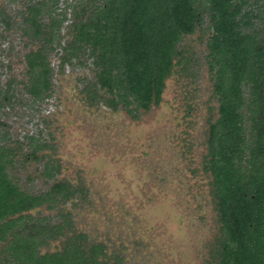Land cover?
Wrapping results in <instances>:
<instances>
[{
	"label": "trees",
	"instance_id": "16d2710c",
	"mask_svg": "<svg viewBox=\"0 0 264 264\" xmlns=\"http://www.w3.org/2000/svg\"><path fill=\"white\" fill-rule=\"evenodd\" d=\"M27 2L21 29L39 42L24 55L29 99L51 96L49 53L61 48V67L86 52L92 59L95 81L81 90L90 106L103 103L117 111L119 105H134L130 113L159 104L176 64L186 71L180 43L208 18V63L219 103L209 155L221 220L210 264H264V0H88L85 6L81 1L68 6L72 41L64 44L68 18L58 12L59 0ZM0 24L13 26L3 10ZM11 86L0 84V113L11 106ZM7 142V133L0 136V264H104L106 246L70 231L71 213L59 210L85 190L57 180L60 165L42 154L49 145L39 138L25 136L18 148ZM24 145L23 162L42 163L40 177L49 187L40 193L23 190L12 173ZM43 206L58 209L56 216L35 217ZM58 239L59 249L42 252Z\"/></svg>",
	"mask_w": 264,
	"mask_h": 264
},
{
	"label": "rangeland",
	"instance_id": "374dc122",
	"mask_svg": "<svg viewBox=\"0 0 264 264\" xmlns=\"http://www.w3.org/2000/svg\"><path fill=\"white\" fill-rule=\"evenodd\" d=\"M81 1L84 6L88 2L59 0L58 12L68 18L62 44L72 41L67 34L68 6ZM27 4L0 0V12L13 24L9 30L0 24V84L5 88L12 82L14 96L10 108L0 113V136L7 133L13 148L21 147L25 136L49 145L42 154H50L60 165L57 180L86 193L59 210L71 213L70 231L106 246L100 259L104 264H210L221 220L209 155L219 103L208 63V18L180 43L186 71L176 64L159 104L130 113L134 105H119L117 111L103 103L90 106L81 90L95 81L97 69L88 52L61 67V48L49 53L51 96L36 103L29 99L23 85L24 55L39 42L21 29ZM25 152L26 145L15 157L16 181L31 193L47 190L40 177L42 163L23 162ZM57 212L43 206L33 215L54 217ZM61 246L58 239L42 252Z\"/></svg>",
	"mask_w": 264,
	"mask_h": 264
}]
</instances>
